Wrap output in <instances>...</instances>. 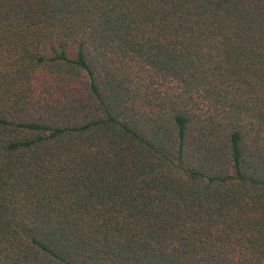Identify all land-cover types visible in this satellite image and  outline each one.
Returning a JSON list of instances; mask_svg holds the SVG:
<instances>
[{
  "label": "trees",
  "instance_id": "16d2710c",
  "mask_svg": "<svg viewBox=\"0 0 264 264\" xmlns=\"http://www.w3.org/2000/svg\"><path fill=\"white\" fill-rule=\"evenodd\" d=\"M0 264H264V0H0Z\"/></svg>",
  "mask_w": 264,
  "mask_h": 264
},
{
  "label": "rangeland",
  "instance_id": "374dc122",
  "mask_svg": "<svg viewBox=\"0 0 264 264\" xmlns=\"http://www.w3.org/2000/svg\"><path fill=\"white\" fill-rule=\"evenodd\" d=\"M69 55H70V56H74V51H73V49H71V50L69 51Z\"/></svg>",
  "mask_w": 264,
  "mask_h": 264
}]
</instances>
